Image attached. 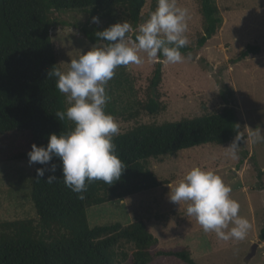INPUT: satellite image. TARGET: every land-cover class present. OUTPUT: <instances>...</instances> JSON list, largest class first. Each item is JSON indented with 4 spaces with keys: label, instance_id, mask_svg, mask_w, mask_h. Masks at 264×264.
Returning a JSON list of instances; mask_svg holds the SVG:
<instances>
[{
    "label": "rangeland",
    "instance_id": "obj_1",
    "mask_svg": "<svg viewBox=\"0 0 264 264\" xmlns=\"http://www.w3.org/2000/svg\"><path fill=\"white\" fill-rule=\"evenodd\" d=\"M215 3L221 17L216 34L202 47L182 54L183 62L171 64L163 58L158 87L164 106L161 111L150 114L140 108L147 99V85L157 60L144 52L140 53L143 60L140 65L130 64L123 71L115 70L106 91L120 133L138 124L177 121L216 112L224 106L232 107L242 124L240 133L245 137L240 142L238 158L227 155L225 147L232 140L150 157L148 167L162 184L92 205L86 209V215L89 226L116 221L126 225L141 219L157 239L158 248L185 247L198 264H264V239L259 237L264 223V141L252 143L248 136L249 128L264 129V0H215ZM177 4L188 9L186 35L188 45L193 47L202 31L199 0H177ZM150 5L151 0H147L141 10L143 20L134 32H139V26L153 12ZM49 15L54 23L51 40L61 71H67L71 60L90 47L104 44L103 41L92 43L84 37L83 27L94 32L105 28L104 20L94 23L87 11H51ZM126 42L134 43L130 38ZM248 45L256 50L240 58V52ZM195 166L214 170L231 186L230 195L240 204L239 215L251 224L245 239L219 240L214 232H204L196 219L186 214L185 202L179 205L171 202L172 189ZM33 169L34 164L30 165L28 159L0 162V221L37 219L30 199ZM254 243H257L255 253L248 257ZM132 250L130 244L116 249L113 263L128 264L121 252L129 254ZM158 261L186 264L175 259Z\"/></svg>",
    "mask_w": 264,
    "mask_h": 264
},
{
    "label": "trees",
    "instance_id": "obj_2",
    "mask_svg": "<svg viewBox=\"0 0 264 264\" xmlns=\"http://www.w3.org/2000/svg\"><path fill=\"white\" fill-rule=\"evenodd\" d=\"M146 1L0 0V162L28 159L33 143L46 146L49 134L74 128L67 118L60 121L55 117L67 107L56 78L48 77L52 67L59 68L50 34L54 25L51 11L85 10L91 17L104 20V29L125 21L134 29L143 20L141 10ZM156 6L157 0H151L150 9L154 11ZM199 11L202 31L193 47L181 49L182 54L202 47L221 24L215 0H199ZM81 31L90 42L100 41L93 29L83 27ZM136 34L127 35L135 42ZM255 50L248 45L239 57ZM162 60L158 55L147 85V99L140 104L150 114L164 108L158 88ZM117 69L123 71L124 66ZM105 110L116 113L108 103ZM241 129L237 113L229 106L177 121L135 125L114 137L116 154L125 165L121 178L111 185L89 183L84 199L65 186L58 157L47 165L34 164L30 199L37 219L0 221V264H114L115 250L125 244L133 246L129 254L121 252L128 264H159V258L198 264L185 247L158 248L157 239L141 219L126 225L116 221L89 226L86 209L162 184L148 167L150 157L207 143L225 144ZM51 164L56 165L54 173L48 170ZM37 168L46 169L43 177L37 176ZM50 175L57 178L51 184L46 181ZM259 237L264 239V223Z\"/></svg>",
    "mask_w": 264,
    "mask_h": 264
},
{
    "label": "clouds",
    "instance_id": "obj_3",
    "mask_svg": "<svg viewBox=\"0 0 264 264\" xmlns=\"http://www.w3.org/2000/svg\"><path fill=\"white\" fill-rule=\"evenodd\" d=\"M188 9L179 7L177 0H157L156 9L139 26L135 42L129 45L127 34L133 33L128 22H118L95 32V36L106 43L90 47L86 52L72 59L67 71L52 67L48 77L56 78V87L69 100L66 110L57 111L60 121L66 118L74 123L67 133H51L46 146L31 145L27 153L29 164L47 165L53 157L61 162L63 182L72 192L84 199L87 185L103 181L111 185L121 178L125 169L123 161L116 154L114 137L120 134L119 123L106 112L110 100L106 91L115 70L130 64L140 65V53L149 58L162 56L168 63L183 62L181 49L189 44ZM99 23L98 17H93ZM252 143L264 141V129L249 128ZM245 137L237 132L231 143L225 147L227 155L238 158L240 142ZM44 168H37L38 177H43ZM51 172L56 165L51 164ZM57 180L54 175L48 183ZM232 189L214 170L199 166L192 167L172 189L171 202L186 203V214L194 217L204 232H214L222 241L245 239L251 224L239 215L240 204L230 195ZM231 225V227H230Z\"/></svg>",
    "mask_w": 264,
    "mask_h": 264
},
{
    "label": "water",
    "instance_id": "obj_4",
    "mask_svg": "<svg viewBox=\"0 0 264 264\" xmlns=\"http://www.w3.org/2000/svg\"><path fill=\"white\" fill-rule=\"evenodd\" d=\"M256 247H257V243L252 244L248 257H251L255 253Z\"/></svg>",
    "mask_w": 264,
    "mask_h": 264
}]
</instances>
